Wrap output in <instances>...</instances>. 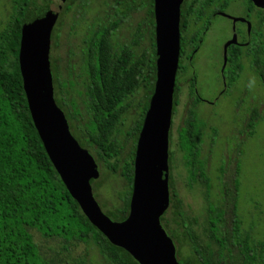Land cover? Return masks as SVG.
<instances>
[{
    "label": "trees",
    "instance_id": "obj_1",
    "mask_svg": "<svg viewBox=\"0 0 264 264\" xmlns=\"http://www.w3.org/2000/svg\"><path fill=\"white\" fill-rule=\"evenodd\" d=\"M38 1L11 0L12 13L5 28L0 30V264H50L42 256L31 231H37L45 240L59 242L62 254L71 253L77 245H86L97 250L106 264H139L125 250L112 245L89 222L54 169L33 123L23 88L19 56L22 23L28 9ZM153 3L152 0V6ZM85 4V0H82V5ZM150 25L151 52L144 51L141 57L129 48L116 51L110 38L117 28L113 23L93 27L84 39L86 48L83 54L89 58L82 70L89 81L84 86L87 98L83 99L85 116L79 112L73 98V116L68 113L64 116L82 147L95 150L103 163V169L113 175L119 174L127 184L128 190L118 193L120 205L107 215L115 222H123L129 215L134 170L130 156L122 159L124 148L116 134L122 115L129 110L128 101L131 96L144 90L145 99L149 100L155 92L156 80L160 77L157 69L155 22L151 21ZM51 38H54V34H51ZM136 39L139 40V31ZM133 43L139 44L137 40ZM183 59L184 55H181L172 115L179 105V75L182 68L187 70L183 66ZM246 59L250 60L264 87V45L260 53L256 48L246 53L234 49L229 52L225 74L228 86L238 81ZM190 82L193 101L179 130L178 150L182 153L188 185L192 187L200 180L206 185L207 242L200 241L186 222L182 203L176 195L171 208L173 215L170 221L166 220L164 227L174 244L180 238L188 241L192 256L190 264H264V239L256 240L251 232L244 231L238 213L240 160L234 177V191H230L227 186L222 191L224 196L234 201L231 231L225 229V198L221 200L216 196L217 201L211 198V180L207 176L202 156L205 125L200 122L196 112L201 102L194 93V79ZM67 83L64 77L59 79L60 94L66 99ZM259 121L257 110L253 109L246 125L248 131L242 134H246L247 138L253 137ZM217 134V130L213 129V141ZM242 154L239 151V156ZM223 174L224 167L219 170V183H222Z\"/></svg>",
    "mask_w": 264,
    "mask_h": 264
},
{
    "label": "rangeland",
    "instance_id": "obj_2",
    "mask_svg": "<svg viewBox=\"0 0 264 264\" xmlns=\"http://www.w3.org/2000/svg\"><path fill=\"white\" fill-rule=\"evenodd\" d=\"M134 1V10L125 23L120 26L117 35L120 43L118 46H132L135 53L141 57L144 51L151 48V21L156 20L155 6L152 7L150 0H131ZM82 0L70 1L64 5L61 15L53 28L54 38H51L50 61L51 69L55 82L59 83L62 74L67 76V69L70 62L75 65L74 75H80V63L82 50L85 49L84 39L91 29L108 14L113 15V5L115 0ZM148 4V6H144ZM36 13L49 15L52 9L51 3L39 0L36 4ZM107 5V6H105ZM67 11V12H66ZM150 11H153L150 15ZM12 13L11 0H0V30L4 29ZM154 14V15H153ZM40 15V16H41ZM42 17V16H41ZM103 20V21H104ZM149 20V23H148ZM148 24V25H147ZM139 31V40L136 34ZM142 38V40L140 39ZM137 40L138 45H133ZM212 39H208L205 48L197 58L194 59L193 71L198 78L197 90L199 95L209 103L198 105L196 112L204 128V144L202 156L206 163V173L211 182V198L213 201L216 196L223 200L225 210V229L231 231L233 227V198L222 194L225 186L234 191V177L237 170V163L240 160V198L238 201V213L242 221L244 231L252 233L256 240L264 239V87L257 74L254 72L250 60L246 59L243 63V71L240 78L233 86L225 87L219 75L221 64V49L212 48ZM151 52V51H150ZM149 52V54H150ZM71 55L73 57H71ZM57 63V64H56ZM207 63L214 64L213 70L207 68ZM185 62L183 63V65ZM60 73V76H59ZM60 77V78H59ZM255 77L256 86L254 90H248V81ZM181 92L179 94V105L173 117L174 134L176 128L182 126L187 118L190 106L189 94V75L181 72L179 75ZM77 84L73 92L75 103L80 105V93L82 92V80L80 78L73 81ZM56 102L63 106L66 98L56 94ZM256 109L260 121L258 122L256 133L253 137L247 138V122L252 110ZM82 114V113H81ZM85 116L84 112L82 114ZM132 116L125 118V124L121 126L122 132L118 134V139L123 140L124 135L132 125ZM74 122V121H73ZM76 122H74L75 124ZM216 129L218 134L213 141L212 130ZM72 132V130H71ZM73 136L75 135L72 133ZM176 139V136L174 137ZM175 143V141H174ZM130 145L125 147L122 158L129 154ZM175 153L174 161L170 167V175L174 179V188L181 201V209L185 214L186 222L190 224L192 230L199 236L203 243L207 242L206 221L208 215V202L206 201L207 189L202 180L195 183L192 187L188 185V174L182 161V153L176 146L171 148ZM239 151L243 154L239 156ZM92 155L97 160L95 151ZM102 162L98 163L101 170L100 178L92 186L95 199L101 210L106 215L110 210L120 205L118 193L128 190L126 182L119 174L113 175L102 167ZM224 167L222 183H219L218 176L220 168ZM173 209H169L165 219L170 221ZM35 242L40 248L42 256L50 264H106L104 258L97 250L86 245H77L71 253L61 252V245L57 241L45 240L37 231H31ZM176 258L179 264H190L192 259L190 245L184 238L175 242ZM61 252V254H58ZM88 255V256H87Z\"/></svg>",
    "mask_w": 264,
    "mask_h": 264
},
{
    "label": "water",
    "instance_id": "obj_3",
    "mask_svg": "<svg viewBox=\"0 0 264 264\" xmlns=\"http://www.w3.org/2000/svg\"><path fill=\"white\" fill-rule=\"evenodd\" d=\"M44 1L52 5L49 15L36 13L35 4L22 23L19 65L33 123L54 169L89 222L112 245L125 250L139 264H179L175 244L160 222L170 204L168 177L163 179L161 169L153 170L152 155L147 149H152L154 144L149 139L156 134L152 120L160 116L164 130L171 124L180 60L181 0H155L160 77L143 133L144 142L137 154L129 215L123 222L112 221L94 199L89 182L98 179L99 172L94 160L83 155L54 99L51 34L67 0ZM232 44H236L235 38L228 46ZM154 174L159 175L158 182L154 181Z\"/></svg>",
    "mask_w": 264,
    "mask_h": 264
},
{
    "label": "flooded vegetation",
    "instance_id": "obj_4",
    "mask_svg": "<svg viewBox=\"0 0 264 264\" xmlns=\"http://www.w3.org/2000/svg\"><path fill=\"white\" fill-rule=\"evenodd\" d=\"M67 2H69V0H67L66 3ZM150 2H152V0H150ZM153 2L154 3L152 7L156 6L155 0H153ZM75 3H76V0H75ZM133 4H134V1H131V0H115L113 9H111L113 11L114 16H111L110 14H108L106 17V20H104L105 19L104 17L103 19L104 21L100 20L99 23L97 24V26L98 25L103 26V25H108V23L111 22L113 23L114 26L117 27L115 32L112 34V36L110 35L113 46H115L114 45L115 43H120L119 35H117V32L119 31L120 26L123 23H125L127 18H129L131 13L133 12L134 10ZM179 30H180V56L184 55L183 63L185 62V64L183 66L187 68V70H184V68H182V72L184 74L191 75L189 77V82H188L189 83L188 97L190 99V106L193 101L190 95V86H191L190 81L192 79H194L195 84H196L195 91H194L195 96L198 97L201 103H209V102H206V100H204L199 95V92L197 90L198 78L196 76L195 71H193L194 59L197 58V56L201 54V52L205 48V44L207 40L212 39L213 41L211 44L212 48L210 49V51H208V53L212 52L213 49L216 47L221 49V64L219 67V75L221 76V81L223 82L224 86L227 87L228 83H227L225 74H226V70L228 67L229 52L232 49H234L237 52H241V53L252 51L254 50V48L257 49L258 53H260L263 50L264 0H181ZM234 38L236 39V44H232L228 46V44L232 40H234ZM133 45L135 44L133 43ZM122 48H129V50L135 53L132 46L123 45V46H118V48L115 46V49L118 52H120V49ZM83 52H85V49L82 50V57H81V63H80L81 65L80 75L78 76V75L73 74V72L76 71V68L74 64H71V62L67 64L68 65L67 76L64 77L62 74V77H64L66 82H68L67 83L68 84V88H67L68 94L66 95L67 100H66V104L65 105L63 104L64 107L67 109V111L65 110L64 112L61 106L59 105V103L56 102V104H57L58 110H60L64 116H65V113H68L71 117L73 116V106L71 105L72 98H73V92H74L73 86L74 88L76 87V90H78L77 84H75L73 81L78 78L82 80V84H81L82 92L80 94V98H81L80 105L79 106L78 104L76 105L80 113L83 114V112L84 113L86 112L85 106L83 103V99H87L86 90L84 86L88 84L89 81L87 82V78L86 76H84V73L82 72V70L85 68V64L87 63V60L89 58L85 57ZM71 57L73 56L71 55ZM146 64H149V63H146ZM180 64H181V60H179V67L181 66ZM207 68L209 70H213L214 64L211 63L209 65L207 63ZM51 73H52V69H51ZM59 76H60V73H59ZM52 78H53L52 83H53V88H54V99L56 101L55 96L60 91L59 83L55 82L54 76H52ZM177 78H176V82H177ZM158 80L159 79L156 80L155 90H156ZM178 85H180V83ZM175 86H176V83H175ZM177 88H178V101H179V94L181 92V88L179 86ZM175 91H176V87H175ZM145 95L146 94L144 90L143 91L139 90L138 93L131 96V98L128 101L130 104L129 110L122 115L123 118L120 122L119 131L116 134V137L118 139V134L122 132L121 126L125 124V118L127 116H132L133 120H132V125L129 128V131L126 132L122 141H120L119 139L118 141L122 144L124 150L128 144L130 145L129 154L127 156H130L133 162V165H134L133 182L135 178V166H136L137 154H138L141 143L144 142L143 133L145 130L148 115L150 114V111L152 109V101L154 97V94H152L151 98L149 100H146ZM174 116L175 114L172 115L171 124L168 127V129L166 128V130H164V126H163L164 124L160 116H157L152 120L153 126L156 130V134H153L151 138L149 139L154 144L152 146V149L151 147L147 149V151L152 155L151 164H152L153 170L155 171L156 169H161L163 179L168 177L170 204H169V207L166 209V211L163 213V215L160 217V222L163 228L165 229L166 233H167V229L164 227L165 226L164 223L166 222L165 216L167 215V212L169 211V209H171L173 206V201H175V195L178 197L175 191V188H174V179L170 175V170H171L170 167L172 166L174 157H175V153L174 151L173 152L171 151V148L174 146L178 148L179 130L181 127V126L177 127L176 133L174 134V129H173V117ZM175 136H176V139L174 138ZM74 138L77 140L75 136ZM165 140L167 141V144H165ZM77 141H78V144L81 150L84 153L83 155L87 154L94 160V164L97 167V170L99 172V178H100L101 170L99 169L98 163L101 160H99L98 157H97V160L93 157L92 154L94 152L92 151H95V150L93 149L90 150V148L88 147H82L81 142L79 140ZM95 154H96V151H95ZM99 178L96 180H90L89 182V186L92 190V193H93L92 186L95 182L99 180ZM158 180H159V175L154 174V181L158 182ZM132 192H133V183H132ZM93 196H94V193H93ZM131 196H132V193H131ZM94 199H95V196H94ZM130 200H131V197H130ZM129 211H130V203H129ZM167 236L169 237L168 233H167Z\"/></svg>",
    "mask_w": 264,
    "mask_h": 264
},
{
    "label": "clouds",
    "instance_id": "obj_5",
    "mask_svg": "<svg viewBox=\"0 0 264 264\" xmlns=\"http://www.w3.org/2000/svg\"><path fill=\"white\" fill-rule=\"evenodd\" d=\"M255 86H256V78L253 77V78H251V79L248 81V85H247L248 90H249V91L254 90Z\"/></svg>",
    "mask_w": 264,
    "mask_h": 264
}]
</instances>
